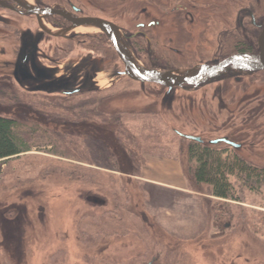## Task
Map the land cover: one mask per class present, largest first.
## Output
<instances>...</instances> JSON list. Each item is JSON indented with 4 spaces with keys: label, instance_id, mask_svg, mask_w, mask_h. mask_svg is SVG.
<instances>
[{
    "label": "rangeland",
    "instance_id": "1",
    "mask_svg": "<svg viewBox=\"0 0 264 264\" xmlns=\"http://www.w3.org/2000/svg\"><path fill=\"white\" fill-rule=\"evenodd\" d=\"M48 1L112 18L130 4ZM78 32L74 43L56 42L74 47L71 58L103 67L85 92L26 94L0 80V116L16 121L29 148L0 161V210L23 200L45 212L40 246L30 242L14 264H264V179L252 186L235 174L228 178L235 200L215 198L193 180V143L180 137H200L195 151L210 147L222 162L264 169V72L227 80L219 91L110 80L123 71L112 48L98 33ZM221 137L242 147L208 143ZM161 159L181 165L180 190L140 180L147 161ZM0 264H10L1 252Z\"/></svg>",
    "mask_w": 264,
    "mask_h": 264
},
{
    "label": "flooded vegetation",
    "instance_id": "2",
    "mask_svg": "<svg viewBox=\"0 0 264 264\" xmlns=\"http://www.w3.org/2000/svg\"><path fill=\"white\" fill-rule=\"evenodd\" d=\"M85 3L89 6L88 0ZM50 10L61 11L65 17L49 13ZM83 10L72 3L65 6L48 0H0V80L11 82L26 94L69 98L85 92L89 82L97 83V74L104 73L103 67L85 56L71 58L74 47L67 45L63 49L56 42L74 43L78 30L87 29L75 27L82 18L101 19L119 28L122 41L141 65L160 72L214 66L236 54L257 55L264 30V0H130L113 18L104 12L83 14ZM97 33L123 66L106 35ZM67 51L66 60L60 58L59 53ZM62 61L67 62L61 64ZM122 72L116 71L110 80L122 77L115 75ZM258 72L264 71L231 69L198 87L183 86L171 91L196 92L211 85L219 91L227 80L239 82L243 75ZM193 137L200 139L191 141L193 144L203 146L200 137ZM223 138L234 143L227 137L218 139ZM215 140L208 143L213 145L210 142ZM238 146L236 149L242 147ZM205 149L212 150L207 146ZM44 213L40 204L29 206L23 200L2 206L0 252L8 263L24 260L30 242L34 247L40 246ZM16 223L18 229L12 226Z\"/></svg>",
    "mask_w": 264,
    "mask_h": 264
},
{
    "label": "water",
    "instance_id": "3",
    "mask_svg": "<svg viewBox=\"0 0 264 264\" xmlns=\"http://www.w3.org/2000/svg\"><path fill=\"white\" fill-rule=\"evenodd\" d=\"M48 12L65 17V14L61 11L50 10ZM77 22L78 25L75 27L93 28L106 35L124 66L123 72L115 74L116 76H125L139 84L159 85L166 88L168 92L183 86L198 87L207 80L218 77L231 69L241 72L264 71V30L258 40L259 53L257 55L236 54L214 66H200L184 71L160 72L147 69L141 65L122 41L120 29L113 24L97 18H82L78 19ZM182 137L190 141L200 142L199 138L193 136L184 135ZM210 143L213 145L224 143L235 149L239 147L226 138L211 141Z\"/></svg>",
    "mask_w": 264,
    "mask_h": 264
},
{
    "label": "trees",
    "instance_id": "4",
    "mask_svg": "<svg viewBox=\"0 0 264 264\" xmlns=\"http://www.w3.org/2000/svg\"><path fill=\"white\" fill-rule=\"evenodd\" d=\"M199 145L193 144L189 148V158L196 157V167L192 171L193 180L196 184H204L211 188V196L221 200H232V186L228 181L230 176L239 174L251 181L252 186L264 179V169L253 168L242 160L231 163L228 160L222 162L221 158L213 153V150H196ZM29 152L16 121L11 118L0 116V161L17 157Z\"/></svg>",
    "mask_w": 264,
    "mask_h": 264
},
{
    "label": "crops",
    "instance_id": "5",
    "mask_svg": "<svg viewBox=\"0 0 264 264\" xmlns=\"http://www.w3.org/2000/svg\"><path fill=\"white\" fill-rule=\"evenodd\" d=\"M164 160H148L146 167L142 170L141 178L143 179L140 180L146 184L180 190L185 183L181 178L183 176L181 165L176 160L163 162ZM167 163H172L174 166L170 167Z\"/></svg>",
    "mask_w": 264,
    "mask_h": 264
},
{
    "label": "bare ground",
    "instance_id": "6",
    "mask_svg": "<svg viewBox=\"0 0 264 264\" xmlns=\"http://www.w3.org/2000/svg\"><path fill=\"white\" fill-rule=\"evenodd\" d=\"M83 30H86L87 32H93V33H97L98 31L96 29H92V28H87V29H83Z\"/></svg>",
    "mask_w": 264,
    "mask_h": 264
}]
</instances>
